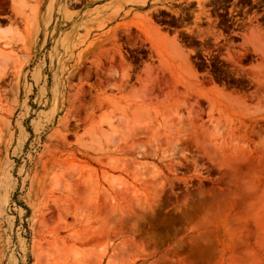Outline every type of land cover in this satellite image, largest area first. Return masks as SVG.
I'll return each mask as SVG.
<instances>
[{
  "label": "rangeland",
  "instance_id": "obj_1",
  "mask_svg": "<svg viewBox=\"0 0 264 264\" xmlns=\"http://www.w3.org/2000/svg\"><path fill=\"white\" fill-rule=\"evenodd\" d=\"M0 59V264H264V0H0Z\"/></svg>",
  "mask_w": 264,
  "mask_h": 264
},
{
  "label": "bare ground",
  "instance_id": "obj_2",
  "mask_svg": "<svg viewBox=\"0 0 264 264\" xmlns=\"http://www.w3.org/2000/svg\"><path fill=\"white\" fill-rule=\"evenodd\" d=\"M5 65H6V63H5ZM4 61L3 60H1L0 59V69L3 67V69H4ZM2 66V67H1ZM88 176V175H87ZM83 177V176H82ZM90 177V176H89ZM88 178V177H87ZM86 181V180H85ZM90 181V180H89ZM115 183H114V185L115 186H120L121 185V183L118 181V182H116V180H113ZM85 183V182H84ZM88 185V184H87ZM91 185V184H90ZM89 185V186H90ZM87 188H88V186H87ZM86 190V189H85ZM87 190H89V189H87ZM75 191V190H74ZM83 192H84V190H83ZM87 193H88V191H87ZM81 194V193H80ZM89 195L86 197V199H84V203L82 202V205L83 204H85V206L84 207H91V208H93L92 210H96L97 208H95L96 206H98V205H96V203H95V198H94V195H92L93 193L91 192V193H88ZM78 195H79V193H78ZM120 197V196H119ZM123 197V198H122ZM122 199L121 200H123L124 199V197L125 196H123L122 195ZM73 198H74V196H73ZM119 199V200H120ZM68 202V201H67ZM75 202V201H74ZM126 202V201H125ZM79 203V202H78ZM111 205V204H110ZM117 205V204H116ZM72 207L73 206H75V207H73V210L72 211H75L76 213L77 212H79L80 213V217L82 218V220L83 221H85V223H88V222H90V219H91V217H90V214L88 213V211H87V213L85 212V208L83 207V210H79L78 209V207L76 208V205L75 204H73V205H71ZM78 206H80V205H78ZM107 206V205H106ZM106 206H105V209H106ZM115 206V205H114ZM81 207V209H82V206H80ZM111 207V206H110ZM116 207V206H115ZM112 208V207H111ZM104 209V208H103ZM103 209H100V212H101V210H103ZM108 209V208H107ZM106 209V210H107ZM115 209V208H114ZM87 210V209H86ZM91 210V211H92ZM98 210V209H97ZM71 211V212H72ZM99 211V210H98ZM112 211V210H111ZM78 213V214H79ZM79 217V218H80ZM98 219V218H97ZM95 221V220H94ZM76 233V232H75ZM77 235V234H76ZM56 242V241H55ZM65 245V244H64ZM88 248V247H87ZM58 251V256H60V258H59V264H61L62 262H64V260H67L68 258H71V264H93V256H95L96 255V253H95V255H93L94 254V250L91 248L90 249V247L88 248V249H86V248H84L83 250H81V251H77V250H73L72 251V249H71V251H69V249H67V250H65V249H61V247H60V250H57ZM56 256H57V254H56ZM99 256V255H98ZM55 258V257H54ZM97 258V257H96ZM96 258H94V260L96 259ZM58 260V259H57ZM92 262V263H91ZM95 264V263H94Z\"/></svg>",
  "mask_w": 264,
  "mask_h": 264
},
{
  "label": "crops",
  "instance_id": "obj_3",
  "mask_svg": "<svg viewBox=\"0 0 264 264\" xmlns=\"http://www.w3.org/2000/svg\"><path fill=\"white\" fill-rule=\"evenodd\" d=\"M33 6H35V5L31 4V7H30V8H32ZM30 8H29V9H30ZM26 14H27V12H26Z\"/></svg>",
  "mask_w": 264,
  "mask_h": 264
}]
</instances>
